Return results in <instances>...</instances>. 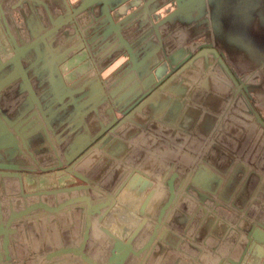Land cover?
<instances>
[{"label": "water", "instance_id": "obj_1", "mask_svg": "<svg viewBox=\"0 0 264 264\" xmlns=\"http://www.w3.org/2000/svg\"><path fill=\"white\" fill-rule=\"evenodd\" d=\"M130 1L76 0L69 6L67 0H0V55H8L0 56V264L11 262L18 224H28L52 247L37 264H136L154 242L176 248L187 264H264V123L244 119L237 110L241 95H264V0H139L134 11L121 13ZM9 4L34 6L33 15L45 21L39 24L33 16L26 42L12 30ZM171 5L151 28L153 16ZM91 9L94 28L76 42L60 41L64 30L79 25L82 13ZM163 25L178 27L166 34L164 29L152 44L149 33ZM200 39L202 53L217 49L227 58L232 86L221 92L207 72L195 85L152 89L158 56ZM81 52L95 60L94 66L67 87L60 66ZM255 74L257 83L250 80ZM138 131L147 142L133 150L130 139ZM109 133L112 143L97 150ZM158 140L170 148L169 166L148 153ZM130 155L134 170L126 167ZM221 161L226 174L218 176ZM63 168L59 175L83 185L12 199L2 191L5 173ZM125 175L150 190L138 210L142 221L124 242L100 224L98 214L108 192L122 189ZM185 186L190 197L198 193L197 200L185 197ZM54 194L59 202L50 207L43 197ZM205 197L217 216L202 210ZM74 206L86 213L79 248L66 247L67 213ZM100 230L111 239L107 262L86 256ZM145 230L151 233L148 244L136 250Z\"/></svg>", "mask_w": 264, "mask_h": 264}, {"label": "rangeland", "instance_id": "obj_2", "mask_svg": "<svg viewBox=\"0 0 264 264\" xmlns=\"http://www.w3.org/2000/svg\"><path fill=\"white\" fill-rule=\"evenodd\" d=\"M69 1L73 3L76 0ZM139 3V0H132L128 2L127 4L122 6L121 13L132 12L134 8H137ZM33 9L34 6H21L17 8L8 6L6 8V13L10 20L12 30L20 43L26 42L31 37L28 32V26L32 25L31 19L33 18V16H35V19L39 24L42 22L39 17L33 15V13L31 12ZM167 10L168 9L161 11L159 16L156 15L151 19V28H155V26L159 23L160 16H162V19L168 14L166 13ZM95 16L96 11L94 12V9L85 10L79 20L80 24L77 25L76 23L74 26L66 28V30H64V33H62L64 34V36H60L59 40L67 43H73L76 42L79 38L86 36L94 28ZM119 17L120 15L116 16L115 20H117ZM84 22L85 24L87 23L85 26H83ZM175 27L178 26H157V30L151 32V37L153 40L156 39L155 43L157 44L158 40L161 39V37L163 36L162 33L164 29L166 30V34L169 33L172 28ZM66 32L68 33L67 35H65ZM125 35L127 37L129 36L128 33ZM179 35L181 41H184L186 39V37L180 32ZM204 48L205 47L203 44L197 41H193L188 45H183V47L178 52L160 54L158 56V62L160 66L154 72L151 88H160L162 92H166L172 89H176L185 84L195 85L203 81L205 76L209 73L210 81L218 82V90H220L221 92L228 90L235 80L231 64L223 54H220L217 51L208 50L207 52L202 53L201 51H203ZM94 63L95 60L93 61L88 59L85 53L78 54L71 58L68 65L62 67V75L66 83L69 86L74 85L73 80L77 79L79 76L83 75L85 72L90 70L94 66ZM69 68H73L70 73L68 72ZM75 82L78 83V79L75 80ZM237 110L238 113L244 119L252 120L255 118H260L264 123V95L258 94L245 97L241 95L237 103ZM139 133L140 131L134 133L130 139V142L133 145V150L141 146L143 147L142 144L145 141L147 142V137L145 136V133L141 134V136L138 138L136 134ZM113 139L114 136L112 133L105 135L102 139V143L104 144L102 145V147H99V149L103 147L106 148L107 146H109L112 143ZM163 148L165 149L166 146L161 140H159L148 149V153L149 155L158 158L161 164L165 165L166 161L162 158L163 154L165 153ZM168 153L169 151H166V159L168 157ZM126 167L129 170H134L135 168V163L132 162L131 155L128 157V159H126ZM60 178L61 177H59L58 173L55 171L47 173H37L35 172V170H28L25 173L21 174L11 173L8 176L6 174L2 175L1 188L5 197L7 199H12L20 195V193H29V191H31L33 188L31 187V185H34V189H36L37 191L53 190L61 185ZM144 187L145 186H142L140 191H137L136 195H143ZM219 211L223 213L225 212L222 210ZM75 226L76 224L74 221V216L73 218L70 217V225L68 231L72 233V231L75 230ZM30 230H32L34 236L38 238V236L34 233L33 228L30 227L28 224H25L21 228H17L16 235L18 237L13 238L11 241L12 256L14 254L22 255V260L18 264H34L37 258H35L34 256L29 257L27 255H32L31 253H37V256H41L44 253L41 250L37 252L33 250L31 251V247L29 245L28 247L25 246L24 242L27 241L32 235ZM115 233L121 234L120 231L117 229H115ZM15 244H17L18 247ZM141 244H143V242H141L140 245ZM162 250L163 252H165L162 253L165 256L164 259L161 254V256H158V261L155 258L151 260L150 264L152 263V261L153 264H170V259H174V264L175 261L176 264H187L185 257H183L181 253H179L180 251L169 247H164ZM96 257L97 256H94V258ZM31 260H34V262H32Z\"/></svg>", "mask_w": 264, "mask_h": 264}, {"label": "flooded vegetation", "instance_id": "obj_3", "mask_svg": "<svg viewBox=\"0 0 264 264\" xmlns=\"http://www.w3.org/2000/svg\"><path fill=\"white\" fill-rule=\"evenodd\" d=\"M67 2L69 4V6L72 5L69 0H67ZM13 5L14 4H9L8 6H12L13 7ZM173 8H174L173 5H171L169 7H166L165 9H168L166 13H169ZM165 9H163V10H165ZM134 10H135V8H134ZM94 12H95V10H94ZM127 13H129V12H127ZM156 15L159 16L160 12L158 14H156ZM6 16H7V13H6ZM113 16L115 18L117 15L114 14ZM155 16H153V17H155ZM161 17L162 16H160L159 19H161ZM119 18H121V17H119ZM9 22H10V20H9ZM150 22H149V25H150ZM42 24H45L44 20H42ZM149 38L152 40V44H156L155 43L156 39H154V40L152 39L151 33H149ZM178 38H179V40H181L179 33H178ZM195 41H197V42H199L201 44H204V40L200 39V40H195ZM210 50L211 51L214 50V51H217L218 53H220L219 50H217V49H210ZM84 53L82 52V54H84ZM220 54H222V53H220ZM85 55L88 57V59H90V57L88 56L87 53H85ZM0 56L2 57V56H4V54L0 55ZM4 57L7 58L8 55H6ZM124 60H125V57L120 59L116 64L119 65ZM69 61L70 60H68L66 63H64L62 66H60L61 73H62V67L65 66V65H68ZM112 70H114V69L112 68ZM112 70L110 69L109 71H107L104 74V77H106L108 75V73H110ZM232 72H233V69H232ZM257 76H258V74H255L250 80L252 82H254V83H257L258 82ZM247 78H248V75L245 76V80ZM163 143L165 144L166 148L165 149L163 148L165 153L163 154L162 158L166 162H165V165H163V164H161V162L158 159V164L160 166H162V167H165V166H169L170 165L169 162L167 161V159L165 158L166 151L170 152V148H169L168 144H166L165 142H163ZM102 149H104V147L100 148V149L98 148L97 150H102ZM168 155H169V153L167 154V156ZM222 157L224 158V156H222ZM64 170L65 169L63 168V169L55 171V172L58 173V176L61 177L60 178V184L61 185L56 187L53 190H48V191L63 190V189H67V188H72V187L83 185L82 182L72 178L71 176H69L67 174L59 175V173L64 171ZM216 173H217L218 176L226 174L225 163L223 164L222 161L220 162L218 168L216 169ZM5 174H3V175H5ZM6 175H8V174H6ZM235 179L236 178L234 176L231 179L232 182L235 181ZM123 180L126 183L123 185L122 189L118 192V194H115L113 191L112 192H108L107 196L105 198H103V200L101 201V204H100L101 208L99 209V214L98 215H101L100 216L101 217L100 224L104 228H106V230L108 232L112 233L118 239H120L121 241L125 242L129 238V236L132 234V232L138 227L140 222L142 221V218L138 214V210H139V207H140L142 201L144 200L146 194L148 193V191L150 189H147V191H145L146 190V184L144 182H142L141 184L136 185L137 178H135L133 180L132 177L128 178L127 175H125ZM142 186H145L144 190H143V192H144L143 195H136L137 191L138 190L140 191ZM31 187H33V188H32L31 191H29V193H31V192H39L36 189H34V187H35L34 185H31ZM232 188L234 189L235 185H233ZM260 188H262V185H258L256 189L260 190ZM189 189L190 188L188 186H185L183 188V194L185 195V197L188 196L192 200H197L198 196H199V195H197L198 193L195 196L190 197L188 195L189 194ZM20 195H21V193H20ZM20 195H18V196H20ZM14 198H16V197H14ZM204 199L205 200H203L201 202L202 210L206 213V215L208 217L212 218L214 216H217L215 213H213L209 209V207L207 205L209 202H208V200H206L208 198L205 197ZM99 200H101V199H99ZM43 202L46 205L50 206V207H53V206L55 207L58 204V202H59V198H58V196L56 194H54L53 196H44L43 197ZM210 204L214 205L212 202H210ZM215 204L217 205L216 206L217 209H222V210L224 209V207L221 206L219 203H215ZM98 205H99V203H98ZM85 215H86V213H85L84 208H80V207L74 206L71 209H69V211L67 213L69 224L66 227V231H67L68 236H69V241L66 243V247L79 248L80 243H81V234H82V228H83ZM73 216H74V221H75L76 226H75V230H73L72 233H70L68 231L69 230V225H70V217L73 218ZM23 225H25V224H22V225L18 224L16 226V230H17V228H21ZM150 225H151V228L154 226L153 224H150ZM115 229L119 230L121 234H116L115 233ZM30 231H31L32 235L27 241L24 242L25 246L28 247V245H29L31 247V251L33 250V251L37 252V251L41 250L44 253L41 256H37L38 255L37 253H31L32 255L28 254L27 256H29V257L34 256L35 258L38 259V258H42L44 256H47V255H49L50 253L53 252L52 247H51L50 244H48V243L45 244L44 240H43V238L41 236L36 234V232L34 231V233L38 236V238H39L38 239V238H36L34 236L32 230H30ZM150 235H151L150 230H145V232L141 235V237L138 240H136V242L134 244L135 249L138 250L139 248H142V247L146 246L148 244V240L150 239ZM16 237H18V236L16 235ZM110 242H111V239H110L109 234H107L106 232L100 230L99 233H98V237H97L96 243L92 246V248L90 250H88L86 252V256L88 258H90L92 261H95V262H107V260L111 256L110 244H109ZM141 242H143V244L140 245ZM15 245L18 247L17 244H15ZM179 245H180V248L186 246V244H184V241H182V240H180V244ZM164 247L172 248V247L167 246V245H161V244H159V242L152 243V245L150 246V248L147 251L146 255L144 257L141 256L142 257L141 260L138 259L136 261V264H150L151 260H153L155 258L158 261V256H161L162 253H165L162 250ZM172 249L177 250L176 248H172ZM11 251H12V247H11V244H10V253H12ZM153 253H154V255H153ZM179 253H181V252H179ZM95 254H97V255H95ZM181 254L183 255V253H181ZM17 256H22V255L21 254H17ZM94 256H97V257L94 258ZM162 257L164 259L165 256L162 254ZM37 259H36L35 262H34V260H31V261L34 262V264H37ZM262 259L263 258H261L260 260L262 261ZM131 260H133V258H131ZM253 260H255V257L253 258ZM27 263H29V262H27ZM169 263L170 264H174V259H170ZM151 264H153V261H152Z\"/></svg>", "mask_w": 264, "mask_h": 264}, {"label": "crops", "instance_id": "obj_4", "mask_svg": "<svg viewBox=\"0 0 264 264\" xmlns=\"http://www.w3.org/2000/svg\"><path fill=\"white\" fill-rule=\"evenodd\" d=\"M80 54H82V52L80 53ZM122 63V62H121ZM117 64H115V66H116ZM115 66H113V68H115ZM118 66V65H117ZM73 70V68H69V73L71 72ZM112 70V69H111ZM86 73V72H85ZM84 73V74H85ZM109 74V73H108ZM82 76V75H81ZM81 76H79L77 79H79ZM62 77H63V75H62ZM102 78H105L104 77V75H102ZM63 79H64V77H63ZM77 79H75V80H77ZM75 80H73L74 82H75ZM64 82H65V84H66V86L67 87H69V85L66 83V81H65V79H64ZM10 256H11V262H10V264H18L21 260H22V256H17V254H14L13 256H12V254L10 253Z\"/></svg>", "mask_w": 264, "mask_h": 264}]
</instances>
